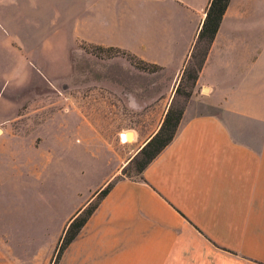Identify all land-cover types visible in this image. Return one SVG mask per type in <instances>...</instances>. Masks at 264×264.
Instances as JSON below:
<instances>
[{
    "label": "crops",
    "instance_id": "obj_1",
    "mask_svg": "<svg viewBox=\"0 0 264 264\" xmlns=\"http://www.w3.org/2000/svg\"><path fill=\"white\" fill-rule=\"evenodd\" d=\"M209 1L1 2L0 22L24 54L65 56L71 79L79 57L81 100L95 101L98 118L112 121L89 131L86 123L60 128L47 118L41 134L54 132L56 143L47 146L49 174V164L71 151L72 132L115 136L127 161L139 153L173 103ZM91 47L118 49L160 70H138L126 56L98 58ZM122 132L133 134L131 143L121 142ZM83 155L103 159L85 147ZM42 257L39 251L36 260ZM62 260L264 264V0H230L173 140L138 179L113 181ZM0 264H23V256L0 243Z\"/></svg>",
    "mask_w": 264,
    "mask_h": 264
},
{
    "label": "rangeland",
    "instance_id": "obj_2",
    "mask_svg": "<svg viewBox=\"0 0 264 264\" xmlns=\"http://www.w3.org/2000/svg\"><path fill=\"white\" fill-rule=\"evenodd\" d=\"M92 52L98 58H111L106 51ZM34 59L39 63L34 64ZM75 59V79H71L65 56L24 54L15 34L0 22V243L14 247L23 264H63L66 247L60 248L71 222L96 206L100 192L117 178L139 177L115 136L106 132L87 137L72 132L71 151L63 153L60 162L52 161V174L48 173V147L56 143L54 132L41 134L47 118L51 123L57 119L60 128L86 123L93 131L112 125L111 120L98 118L102 110L95 101L81 100L79 57ZM40 63L50 70L41 71ZM189 99L174 92L173 105L185 109ZM59 137L67 135L61 132ZM120 140L131 143L133 134L122 132ZM84 147L89 153L101 151L103 159L83 155ZM39 251L44 257L36 260Z\"/></svg>",
    "mask_w": 264,
    "mask_h": 264
},
{
    "label": "trees",
    "instance_id": "obj_3",
    "mask_svg": "<svg viewBox=\"0 0 264 264\" xmlns=\"http://www.w3.org/2000/svg\"><path fill=\"white\" fill-rule=\"evenodd\" d=\"M229 2L230 0L209 1L205 19L196 36L192 50L182 70L179 83L176 87L175 94L177 97L182 96L185 99L191 97L195 87V83L197 81L199 73L203 68L207 54L219 29L222 17L229 5ZM93 49L99 52L106 51L108 52V54L111 53L109 57L126 56L131 64L138 70L148 72H156L160 70L159 67L144 63L136 57L126 54L118 49H103L100 47H91L90 52H92ZM182 81L185 82L184 85H180ZM183 111V107L176 109L172 103L158 132L129 162L130 166L133 167L137 176H140L145 167L173 140L178 129ZM125 172L126 171H124V173ZM111 187L112 183L108 184L100 192L98 196L99 201L108 193ZM95 207L96 206L90 209H85L71 222L66 235L63 238L60 250H63L74 239V237L78 234L82 226L87 221L88 217L92 214Z\"/></svg>",
    "mask_w": 264,
    "mask_h": 264
}]
</instances>
